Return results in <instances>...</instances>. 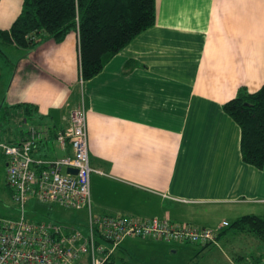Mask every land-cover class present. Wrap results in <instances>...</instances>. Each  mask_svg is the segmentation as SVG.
I'll use <instances>...</instances> for the list:
<instances>
[{
    "label": "crops",
    "instance_id": "1",
    "mask_svg": "<svg viewBox=\"0 0 264 264\" xmlns=\"http://www.w3.org/2000/svg\"><path fill=\"white\" fill-rule=\"evenodd\" d=\"M21 9L22 0H0L1 31ZM155 15L152 27L81 84L76 32L27 50L0 45L10 70L0 86L3 109L32 107L30 123L45 133L34 157L55 160L71 155L55 135L82 98L90 163L99 172L90 176L96 215L211 229L227 223L217 213L264 216V170L243 162L240 128L223 110L240 90L264 85V0H155ZM16 126L0 142L10 133L23 140ZM50 205L85 222V211Z\"/></svg>",
    "mask_w": 264,
    "mask_h": 264
},
{
    "label": "built area",
    "instance_id": "2",
    "mask_svg": "<svg viewBox=\"0 0 264 264\" xmlns=\"http://www.w3.org/2000/svg\"><path fill=\"white\" fill-rule=\"evenodd\" d=\"M42 136L31 129L21 143L0 142V151L7 159L6 183L15 192L19 210L16 218H0V264H106L117 246L129 237L216 245L218 232L228 226L222 222L216 229L189 225L170 228L157 217L137 221L121 215L94 214L90 176L99 172L90 163L82 98L70 111L67 128L56 137L62 148L69 144L71 155L47 161L34 159L32 151ZM68 168L75 169L76 174L62 173ZM33 198L85 211L84 232L69 225L29 221L25 206ZM259 264H264V257Z\"/></svg>",
    "mask_w": 264,
    "mask_h": 264
},
{
    "label": "trees",
    "instance_id": "3",
    "mask_svg": "<svg viewBox=\"0 0 264 264\" xmlns=\"http://www.w3.org/2000/svg\"><path fill=\"white\" fill-rule=\"evenodd\" d=\"M155 20V0H22L21 12L10 29L0 30V45L27 50L34 48L44 39H52L59 43L67 34L76 32L80 79L89 81L97 76L105 64L130 44L136 36L152 27ZM11 109L14 111L4 109L3 118L6 121L11 120L12 123L16 122L18 133L23 136L26 133L23 140L31 129L43 135L32 151V157L35 159L33 152L44 139L45 133L38 126L30 123L34 110L26 104H18ZM223 110L240 128V154L243 162L264 170V85L254 93L240 90L234 99L223 105ZM23 128H26V132ZM10 130L11 128L8 127L3 133L8 134ZM13 136L16 134L10 133L8 139L2 137L3 143L14 145L23 141L16 139L18 136ZM2 157L7 163L3 154ZM36 160L47 161L45 158ZM32 168L35 167L32 166ZM7 188L17 206L14 190L8 185ZM33 200L47 204L35 198ZM229 232L250 234L264 242V216L243 215L221 229L216 240H220ZM147 239L176 243V241L163 239ZM123 241L114 250L106 264H113L116 259L118 262L121 261L120 264H130L121 248ZM201 246L206 248L210 244ZM263 257L264 254L256 258L253 255L246 258L238 256L235 263L259 264Z\"/></svg>",
    "mask_w": 264,
    "mask_h": 264
},
{
    "label": "rangeland",
    "instance_id": "4",
    "mask_svg": "<svg viewBox=\"0 0 264 264\" xmlns=\"http://www.w3.org/2000/svg\"><path fill=\"white\" fill-rule=\"evenodd\" d=\"M8 52L7 49L4 50L3 47H0V86L9 79L10 75V70L5 68V65L3 66L5 63L4 57L8 55ZM3 107L0 100V133L4 132L8 127L13 131L16 125L12 127L3 118ZM64 172L65 170H63ZM255 213L246 212L244 215ZM217 214L219 217H226V221L229 224L236 220V218L233 219V213ZM18 215V207L13 202L11 193L6 185V166L2 155H0V218L12 219ZM25 216L31 222L59 223L73 226L77 230L84 232L82 214L63 210L57 206L50 205V203L41 204L36 200H30L25 206ZM218 216H215V218L219 219ZM216 228V226L213 227V229ZM257 240L253 236L229 232L219 240L218 245H210L206 248L193 243L170 244L172 242H161L151 244L138 239H133L131 242L126 241L121 248L130 264H236L235 261L238 260V256L246 258L264 250V242ZM172 251L176 252L173 253ZM117 260L113 264H120Z\"/></svg>",
    "mask_w": 264,
    "mask_h": 264
},
{
    "label": "water",
    "instance_id": "5",
    "mask_svg": "<svg viewBox=\"0 0 264 264\" xmlns=\"http://www.w3.org/2000/svg\"><path fill=\"white\" fill-rule=\"evenodd\" d=\"M66 173H67V174H71V175H75V174H76V170H75V169L68 168V169L66 170Z\"/></svg>",
    "mask_w": 264,
    "mask_h": 264
}]
</instances>
